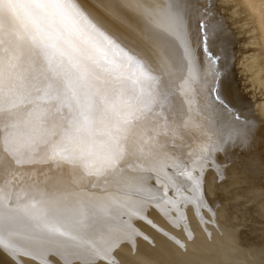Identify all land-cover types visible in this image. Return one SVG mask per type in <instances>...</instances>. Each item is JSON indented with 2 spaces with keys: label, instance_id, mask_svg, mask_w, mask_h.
<instances>
[{
  "label": "bare ground",
  "instance_id": "6f19581e",
  "mask_svg": "<svg viewBox=\"0 0 264 264\" xmlns=\"http://www.w3.org/2000/svg\"><path fill=\"white\" fill-rule=\"evenodd\" d=\"M252 1L75 0L113 58L122 50L156 79L124 71L120 87L147 107L116 168L88 175L37 138L6 169L0 264H264L234 191L238 176L264 186V21ZM15 111L23 123L29 108Z\"/></svg>",
  "mask_w": 264,
  "mask_h": 264
},
{
  "label": "snow or ice",
  "instance_id": "6c2138e0",
  "mask_svg": "<svg viewBox=\"0 0 264 264\" xmlns=\"http://www.w3.org/2000/svg\"><path fill=\"white\" fill-rule=\"evenodd\" d=\"M115 47L75 0H0V197L6 169L26 162L37 138L49 159L81 162L88 175L123 159L147 107L120 87L124 71L156 77L122 50L113 58Z\"/></svg>",
  "mask_w": 264,
  "mask_h": 264
},
{
  "label": "rangeland",
  "instance_id": "374dc122",
  "mask_svg": "<svg viewBox=\"0 0 264 264\" xmlns=\"http://www.w3.org/2000/svg\"><path fill=\"white\" fill-rule=\"evenodd\" d=\"M252 1V0H251ZM252 3H254L255 5L257 4V6L259 5V9L261 8V13H262V19H263V21H264V0H254V1H252ZM258 48H259V50L261 51V52H264V50H263V47H262V45L261 44H259L258 45ZM261 62H262V73H261V76H262V78H263V80H262V82L263 83H261L262 85H261V88H262V92H263V94H264V59L262 58L261 59ZM236 176V175H235ZM238 176V175H237ZM239 178V181H244L243 183L242 182H240V184H242V185H240L239 184V186H236L235 187V189H234V191L236 192V194H238V196L240 197V198H242V200L240 201V203H239V208L238 209H241V210H238L237 209V211L236 212H241V219H242V221L245 223H248L247 221L250 219V218H248L247 216H246V218H245V216H244V213L246 212L247 214H250V216H252L253 214V216H252V220L253 221H250L251 223H253V224H251V223H249V225L251 226V227H253V228H250L249 227V225H248V228H249V230H248V233H250L249 231H251V233L249 234V235H251V237H254L255 235V237H256V240H257V242L258 243H264L263 241H264V211L263 210H261L262 209V207H261V204L262 203H264V186H262L260 183H256L253 179H248V178H246V177H240V176H238ZM240 179H242V180H240ZM244 179H246V180H244ZM234 180H236V179H234ZM248 180V181H247ZM247 181V182H246ZM251 182V183H250ZM247 183V184H246ZM251 184H253V185H251ZM246 185H250V187H248V186H246ZM255 186H257L256 188H255ZM237 188V189H236ZM245 189V190H243L242 191V189ZM241 191V192H239V190ZM250 189V190H249ZM252 189V190H251ZM253 189H254V191H253ZM256 189V190H255ZM259 189V190H258ZM233 191V192H234ZM239 192V193H238ZM252 192V193H251ZM243 193H245V194H243ZM246 193H247V195H246ZM261 193V194H260ZM241 195H242V197H241ZM247 196V199H246V196ZM248 195H250L249 197H248ZM252 195V196H251ZM256 197H255V196ZM244 197V198H243ZM250 201H249V200ZM254 200V201H253ZM243 201V202H242ZM257 201V202H256ZM242 202V203H241ZM248 203L247 205H248V207H247V205H245L244 207H242V204L243 203ZM237 204V203H236ZM251 206V207H250ZM253 207H254V209H257V210H254L253 209ZM251 208V209H250ZM249 209V210H248ZM243 210V211H242ZM246 210V211H245ZM258 211V212H257ZM243 212V213H242ZM255 212V213H254ZM257 212V213H256ZM256 216V217H255ZM254 218V219H253ZM240 219V220H241ZM263 219V220H262ZM246 220V221H245ZM255 220V221H254ZM261 222V223H260ZM242 223V222H241ZM262 224V225H261ZM253 225H255V226H253ZM256 227V228H255ZM258 227H261V228H258ZM262 227H263V229H262ZM251 229H253V230H251ZM262 229V230H261ZM260 230V231H259ZM255 232V233H254ZM260 233V234H259ZM258 234V235H257ZM258 236V237H257ZM260 236V237H259ZM255 237H254V239H255ZM260 239H262V240H260ZM261 241V242H260ZM250 245V244H249ZM244 262V263H243ZM239 261V263L240 264H246L245 263V261ZM238 263V264H239Z\"/></svg>",
  "mask_w": 264,
  "mask_h": 264
}]
</instances>
